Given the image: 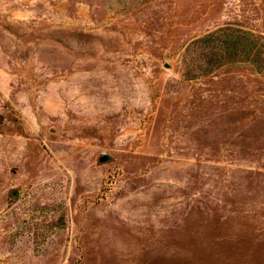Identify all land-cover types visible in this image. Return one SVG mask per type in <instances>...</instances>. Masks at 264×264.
<instances>
[{"label":"rangeland","instance_id":"obj_1","mask_svg":"<svg viewBox=\"0 0 264 264\" xmlns=\"http://www.w3.org/2000/svg\"><path fill=\"white\" fill-rule=\"evenodd\" d=\"M0 264H264V0H0Z\"/></svg>","mask_w":264,"mask_h":264},{"label":"water","instance_id":"obj_2","mask_svg":"<svg viewBox=\"0 0 264 264\" xmlns=\"http://www.w3.org/2000/svg\"><path fill=\"white\" fill-rule=\"evenodd\" d=\"M104 160H106V157H105V156H102V157L100 158V161H104ZM13 194H15V192H13Z\"/></svg>","mask_w":264,"mask_h":264}]
</instances>
